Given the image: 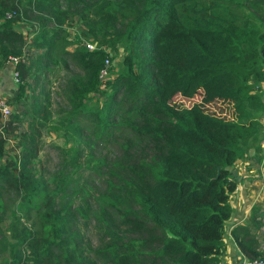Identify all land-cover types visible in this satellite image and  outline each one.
I'll return each instance as SVG.
<instances>
[{
  "label": "trees",
  "instance_id": "1",
  "mask_svg": "<svg viewBox=\"0 0 264 264\" xmlns=\"http://www.w3.org/2000/svg\"><path fill=\"white\" fill-rule=\"evenodd\" d=\"M236 2L0 0V72L16 58L19 78L62 73L56 126L49 94L23 103L18 84L11 101L20 112L0 117V264H221L233 164L248 150L258 161L264 136L255 118L264 81V45L251 24L258 16L237 14ZM20 23L36 29L26 46L39 51L37 75L19 60ZM116 54L118 73L100 80ZM199 92L205 103H229L231 116L174 102ZM57 127L71 142L46 174L37 145L42 129ZM260 210L251 209V227L231 231L247 259L261 255ZM90 229L99 234L93 249Z\"/></svg>",
  "mask_w": 264,
  "mask_h": 264
},
{
  "label": "rangeland",
  "instance_id": "2",
  "mask_svg": "<svg viewBox=\"0 0 264 264\" xmlns=\"http://www.w3.org/2000/svg\"><path fill=\"white\" fill-rule=\"evenodd\" d=\"M236 4L232 7L234 12H236L237 14H243L245 15L247 13V3L246 0H236ZM21 27H15V29L21 33L23 40L26 42L25 43V47H23V51L22 54L23 56L19 59L21 62H23V64L25 66H32V70L30 72L31 75H37V55L39 54V51L37 49H28L26 44L30 41L33 33L35 32V27H33V25H25L23 23H20ZM24 25V26H22ZM253 26L256 27V23L253 24ZM74 29V30H73ZM69 32L76 33L78 32L79 29H76L74 25H72V27L68 28ZM84 42V40H83ZM92 46H95L93 43H88ZM107 58V63L103 64L106 66L105 70L103 72H101V75L99 77L100 80H108V79H112L119 71L121 65H120V55L116 54L113 56H110L109 58ZM16 63V62H15ZM15 63H12L10 61V59L8 58L7 61H5L1 67V70H6L8 69L9 72H7V74H9V78L6 81H3V83L7 86H10V90H11V95L9 96H5L4 94L0 93V98H6L7 104L9 106L10 112H20V105L19 104H15L13 103V101H11V98L13 96H15L16 92H17V84L19 86H22V97L26 94L27 95V99L22 101L23 103L28 102V103H32L31 98L29 97L31 94H36L37 92H39V90L42 91V93L47 92L49 94V98L51 101V111H50V118H49V123L51 122H55L58 117H59V112H57V105L55 104V102H62V98L61 96L57 95L58 88H59V84L60 81L57 80L56 83V76L58 78L59 74H61L62 77V73H59V69H53L52 71H54L55 75H51L50 77H47V74L41 73L39 80L37 81V79H35L32 76H24L23 78H19V74L14 70V65ZM36 70V71H35ZM1 71V72H2ZM57 71L58 73L56 74ZM63 71V70H61ZM0 72V74H1ZM64 73V71H63ZM45 81V82H44ZM2 83V82H1ZM107 87L101 88V93H103L104 91H107ZM99 91V93H100ZM108 94L105 93L104 96ZM201 93H196L193 98L191 99H187V98H183L180 95H175L174 96V102H177L183 106H187L190 107L192 104H198L201 105L202 107L208 108L209 111H213L216 115H220V116H225V118H229L232 113L231 110V106L229 103L227 102H223L221 100H216V101H211L208 103H205L204 101H202V97H201ZM89 102L87 104H89V106H92L93 102L95 101V99H97V94L95 93H91L89 95ZM126 103L127 100H126ZM29 106V104L27 105ZM126 104L125 106H123V109H126ZM128 107V106H127ZM258 116H256V120ZM95 119V116H92V118L87 121L89 124V126H94L93 124H95V121L93 120ZM112 121H114L115 119L110 118ZM54 126H56V123H54ZM22 129H25V124H23ZM63 129H60L59 127L54 128V130L49 129V131L44 132V130L42 129V135L40 138V141L38 142V157L40 159V161L42 162V166L45 168V173H50L56 170L58 163L61 162V156L63 155V150L67 148V146L70 145L71 140L67 137L64 136L63 133ZM11 139V137L9 138ZM70 140V142H69ZM7 147L13 148L16 144V141H11L8 140L7 142ZM107 149L102 150L103 153H106L108 155L109 158H112V156H114L115 154L111 152V148L109 146L106 147ZM260 156H258L260 162H264V155L263 153L259 154ZM248 156V155H247ZM37 165V164H36ZM240 166V164H238ZM243 170L244 168H241V170L239 169L238 172H241L243 174ZM247 175H249V178H246V176H244L243 178L246 180V182L248 181L247 184H243L246 190V193L243 190V195L242 197L244 199H247L250 202H253L256 199V195H254L256 193L255 189L259 188V186L262 185L261 181H259L257 174H256V169L254 172H249L247 171V173H244ZM253 174V176H252ZM259 174H260V170H259ZM259 194L264 193V187L260 188L258 190ZM236 195H238V192L236 193ZM3 200L4 202L7 204V206L12 205L15 202V198L14 195L11 193H7L4 192L3 193ZM264 200V194H263V199ZM261 205H259L260 207ZM128 208V206H127ZM251 208H258V207H251ZM264 207H261L259 209H262ZM263 211V214L261 215H257V218L260 222L259 225V229L257 231V248L260 251L261 255L259 256L261 259L264 260V210H260V212ZM256 218V219H257ZM92 230V234L89 236L88 238V244H89V248L93 249V247L98 243V239H99V234H95L93 229ZM130 237L129 236H125L123 237V241H129ZM244 258H246L245 256H243ZM225 259V258H224ZM222 262V264H227L225 259Z\"/></svg>",
  "mask_w": 264,
  "mask_h": 264
},
{
  "label": "crops",
  "instance_id": "3",
  "mask_svg": "<svg viewBox=\"0 0 264 264\" xmlns=\"http://www.w3.org/2000/svg\"><path fill=\"white\" fill-rule=\"evenodd\" d=\"M247 4H248L247 5L248 14L250 15L256 14L258 16L257 21H255L253 17H251L252 21L250 20V18L249 20L251 21V24L256 23V27L259 30V33L256 36V40L258 41L259 44L264 45V18L261 16V15L264 16V0H247ZM260 59L261 61L263 60L264 62V54L261 56ZM6 71L9 72V70L6 69L3 70V72L0 74V93L4 94L5 96H9L11 95L10 86L6 87V85L3 83V81H6L10 77ZM258 95L261 99L263 109L261 110L260 113H258L257 119L260 123V129H261L260 131L264 134V81L259 84ZM259 148L260 151H258V153L259 154L263 153L264 155V136L263 139L260 140L259 142ZM259 154L258 156H260ZM252 156H254L253 150L251 151L248 150L244 154V157L238 160L237 162H235L232 167L233 171L236 174L237 181L235 184L236 185L235 189L229 199V204L232 208V213L229 219H227L223 225L224 256L222 257V261L224 258L227 259L226 260L227 264H237L240 260L243 259V255L241 254V252L238 250V248L235 246L233 242V239L231 237V231L237 226L251 227L252 226L251 207H258V208L264 207V200H262L264 193L262 194L258 193V190L264 187V162L262 163L260 162V160L256 161L253 158H251ZM238 164H240V166ZM241 168H244L243 174L241 172H238L239 169L241 170ZM255 169H256L257 177L259 181H261L262 185L259 186V188L255 189L256 193L254 195H256V199L253 202H250L242 197L243 193L244 192L246 193L243 184L248 183V181L246 182V180L243 177L246 176V174L244 173H247V171L254 172ZM259 170H260V174H259ZM249 177H250L249 175L246 176V178ZM237 192L238 195H236ZM259 205L261 206L259 207Z\"/></svg>",
  "mask_w": 264,
  "mask_h": 264
},
{
  "label": "built area",
  "instance_id": "4",
  "mask_svg": "<svg viewBox=\"0 0 264 264\" xmlns=\"http://www.w3.org/2000/svg\"><path fill=\"white\" fill-rule=\"evenodd\" d=\"M87 48L88 49H93L94 46L90 45V44H87ZM10 61L12 63H15L17 62V59L16 58H9ZM107 63V58H105L104 60V64ZM105 65L104 67L102 68L103 72L105 70ZM101 70V72H102ZM101 72H100V75H101ZM10 113V109H9V106L7 104V101H6V98H0V117L1 119H5ZM237 264H264V260L261 259L260 257H257V258H253V259H247V258H244L242 260H240Z\"/></svg>",
  "mask_w": 264,
  "mask_h": 264
}]
</instances>
